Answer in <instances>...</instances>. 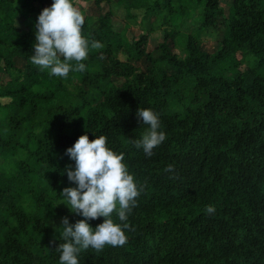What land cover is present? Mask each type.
I'll use <instances>...</instances> for the list:
<instances>
[{"label": "trees", "instance_id": "trees-1", "mask_svg": "<svg viewBox=\"0 0 264 264\" xmlns=\"http://www.w3.org/2000/svg\"><path fill=\"white\" fill-rule=\"evenodd\" d=\"M79 1L82 35L103 46L58 77L29 59L52 0H0V264H59L55 226L83 217L60 203L71 182L58 170L85 132L124 152L141 192L126 243L84 250L81 264H264V0H92L96 16ZM137 107L159 113L167 134L151 156L129 140L147 127Z\"/></svg>", "mask_w": 264, "mask_h": 264}, {"label": "clouds", "instance_id": "clouds-1", "mask_svg": "<svg viewBox=\"0 0 264 264\" xmlns=\"http://www.w3.org/2000/svg\"><path fill=\"white\" fill-rule=\"evenodd\" d=\"M84 22V13L73 0H52L35 18L31 63L58 77H66L70 71H84L83 61L89 48L103 46L82 35ZM136 115L140 125L147 127L139 137L129 140L151 156L167 134L162 130L159 113L152 108L137 107ZM65 153L73 163L59 169L58 174H66L71 184L56 194L69 212L83 218L70 223L67 216L61 217L60 225L55 226L61 229L60 243L54 250L59 253V264H81L80 253L84 250L100 251L108 245L126 243L128 214L136 205L141 188L124 162V152L113 150L103 134H94L90 140L87 132L82 133ZM171 168L169 164L167 169ZM206 211L212 213L214 208L208 206ZM97 217H102V222L92 227L88 221Z\"/></svg>", "mask_w": 264, "mask_h": 264}, {"label": "rangeland", "instance_id": "rangeland-1", "mask_svg": "<svg viewBox=\"0 0 264 264\" xmlns=\"http://www.w3.org/2000/svg\"><path fill=\"white\" fill-rule=\"evenodd\" d=\"M231 0H221V5H226L229 4ZM80 4L83 6L84 8V12L87 15H92V16H96L97 15V9L94 6V3L92 0H85V1H79ZM51 3H46L43 7L50 5ZM142 13V11H134V14L136 15H140ZM125 14L124 11H118L115 15V17L113 18V26L115 30H122L125 24ZM197 15H194L189 21L186 22V24L183 26V30L188 32L190 30H192L194 27L197 26ZM21 26V24H20ZM139 34V31L137 30V28L135 27L134 24H131V29L129 30V32H127V36L129 39L132 40V38H136L137 35ZM162 41V36H155L152 37L150 39H148V43L146 45V49L148 51H150L151 49H153L154 47L157 46V44L159 42ZM202 47L209 53L213 52L215 47H216V40L212 39V38H204L202 41ZM174 53H179L177 50H173ZM180 55V53H179ZM138 67L140 68H144V65L142 62H139L136 64ZM243 68V66H242ZM0 102L4 103L5 100H0Z\"/></svg>", "mask_w": 264, "mask_h": 264}]
</instances>
